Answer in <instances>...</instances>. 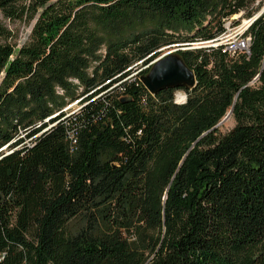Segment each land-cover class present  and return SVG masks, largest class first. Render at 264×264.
Instances as JSON below:
<instances>
[{
	"label": "trees",
	"instance_id": "1",
	"mask_svg": "<svg viewBox=\"0 0 264 264\" xmlns=\"http://www.w3.org/2000/svg\"><path fill=\"white\" fill-rule=\"evenodd\" d=\"M251 1L0 0V264H264V16L187 48ZM165 47L196 84L151 95Z\"/></svg>",
	"mask_w": 264,
	"mask_h": 264
},
{
	"label": "rangeland",
	"instance_id": "2",
	"mask_svg": "<svg viewBox=\"0 0 264 264\" xmlns=\"http://www.w3.org/2000/svg\"><path fill=\"white\" fill-rule=\"evenodd\" d=\"M252 3L250 4V6H248L247 8H245L244 10H242L241 12L233 15V20H232V24L228 27V31H238V35L234 36V37H229L226 39H223L221 41V44L223 45V47H228L233 45V43H238L239 41H241L242 39H244L245 35L243 33V29H245L247 27V21L252 20L254 17L257 19L260 16H264V0H252ZM0 23L3 24L6 28L9 29V31H11V33L13 34V37L11 39V43H13L15 45V48L18 49L19 47L23 46L26 42H28L29 40V36L31 34V30L32 27L34 25V21L30 22V23H26V22H22V21H16V22H12L10 20H6L3 18V16L0 13ZM224 23V21H222V24ZM250 23V22H248ZM213 26V30H214ZM187 30L186 29H181L180 32H178L179 35H185ZM226 34L229 33H233V32H228ZM243 32V33H242ZM220 42V41H219ZM199 48L198 45L193 46L190 49H196ZM176 48H162L160 55L162 56L163 54L167 53V52H171L173 50H175ZM104 49H102L99 53H103ZM154 62V61H153ZM140 66V65H138ZM140 71L141 69L138 68ZM2 77V75H1ZM0 77V78H1ZM56 93L58 95H61L62 91L59 88H56ZM184 92L183 91H176V96H178L177 101H182V98H179V96H184ZM79 101L70 103L69 105H67L63 110H65L66 113L70 114L72 112H75L77 109H79ZM235 126V121L232 118V116H230L228 119L224 120L222 123L219 124L218 126V131L221 134H224L226 132H228L229 130H231L233 127Z\"/></svg>",
	"mask_w": 264,
	"mask_h": 264
},
{
	"label": "water",
	"instance_id": "3",
	"mask_svg": "<svg viewBox=\"0 0 264 264\" xmlns=\"http://www.w3.org/2000/svg\"><path fill=\"white\" fill-rule=\"evenodd\" d=\"M257 17H254L252 22ZM178 50H184V48L156 57L149 71L140 77L142 85L151 95H156L166 89H192L195 86V76L177 54ZM231 112L230 110L221 123L231 116Z\"/></svg>",
	"mask_w": 264,
	"mask_h": 264
},
{
	"label": "built area",
	"instance_id": "4",
	"mask_svg": "<svg viewBox=\"0 0 264 264\" xmlns=\"http://www.w3.org/2000/svg\"><path fill=\"white\" fill-rule=\"evenodd\" d=\"M232 20H233V17L231 16L230 18H225V19H223V21H224V23H223V29H224V31L222 32V33H220L216 38H214L213 40H210V41H204V42H199V43H191V44H189V47H187V48H192L193 46H196V45H198V47L199 48H201V47H211V48H217V47H222V48H224V50L225 51H227V52H229L231 55H233V54H235V53H237L239 50H247L248 48H249V45H250V37H248V36H244L245 38L244 39H242L241 41H239L238 43H233V45H231V46H228V47H223V45L221 44V41L223 40V39H226V38H228L229 36L230 37H234V36H236V35H238L237 33H238V31L237 30H235V31H228V27L232 24ZM248 22H250V23H248ZM247 23V27L245 28V29H243V32H246L247 30H248V28L250 27V25L252 24V20H249V21H247L246 22ZM227 31L228 32H233V33H229V34H226L227 33ZM242 32V33H243ZM244 35H245V33H243ZM229 35V36H228ZM220 41V42H219ZM166 48V47H165ZM159 51H161V49L159 50ZM152 63H153V61H151L150 63H149V65H147V66H145V67H143V68H141V70L142 69H144V68H148L149 66H151L152 65ZM138 65H141V62H138ZM185 94V93H184ZM182 101H177V100H179L178 99V96H176V93H175V97H174V102L176 103V104H179V105H181V104H184L185 103V101H186V95H184L183 97H182ZM62 111H64L65 112V110H62ZM73 143H75V141H73Z\"/></svg>",
	"mask_w": 264,
	"mask_h": 264
},
{
	"label": "bare ground",
	"instance_id": "5",
	"mask_svg": "<svg viewBox=\"0 0 264 264\" xmlns=\"http://www.w3.org/2000/svg\"><path fill=\"white\" fill-rule=\"evenodd\" d=\"M179 98H182V96H179Z\"/></svg>",
	"mask_w": 264,
	"mask_h": 264
}]
</instances>
